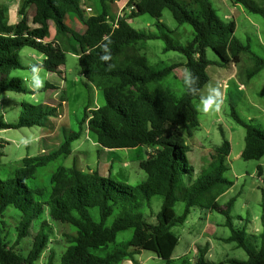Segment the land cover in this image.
Masks as SVG:
<instances>
[{
	"label": "trees",
	"instance_id": "obj_1",
	"mask_svg": "<svg viewBox=\"0 0 264 264\" xmlns=\"http://www.w3.org/2000/svg\"><path fill=\"white\" fill-rule=\"evenodd\" d=\"M87 1L94 11L88 17L81 0H24L18 12L20 20L14 25L9 23L8 9L0 5V98L6 93L34 94L20 79L10 78L13 71L25 68L19 61V52L24 48H33L45 56L43 63L33 65L32 69L42 68L61 76L66 55H77L83 76L102 91L105 100L104 106L85 109L81 128L86 124L90 135L103 149L152 148L153 152L140 162L147 180L137 186L124 185L102 176L98 170L85 172L77 166H61L52 175L50 194L43 201L45 189L29 187L27 181L34 179L40 168L70 156L72 145L81 138L82 131L70 134L52 152L26 156L10 177L0 178V217L9 207L21 213L14 246L5 242L0 230V264H36L39 261L49 243L44 227L41 226L35 235L27 255H22L16 247L30 235V229L43 214L45 206L52 220L70 224L77 232L70 238L61 264H120L124 260L136 264V256L142 250L170 263L180 241L172 229L184 225L196 207L224 215L225 226L231 231L224 241L236 243L238 248L246 251L248 259L210 262L205 246L198 249L194 261L187 260L184 264H264V221L260 248L252 250L245 243L244 232L235 228L232 222L235 198L224 207L218 203V198L233 186L225 177L230 170L231 143L225 139L201 173L184 183L185 176L193 174L188 141L200 128L194 101L203 98L200 92L210 81L209 67L238 65L243 54L250 52L249 46L235 37L236 23L220 19L210 0H187L185 4L179 0H129L126 7L133 9L123 16L111 13L115 0ZM230 2L264 17V6L254 0ZM29 8L33 9L32 15L27 12ZM165 10L172 13L178 24L193 27L195 37L186 46L171 42L163 34L138 31L129 22L138 16L149 15L158 21V27H162L160 20ZM52 25L56 35L52 41H46L51 36ZM37 39L43 42L39 43ZM159 39L166 42L165 52L178 51L184 55L188 79L189 74L196 78L191 89L188 86L181 97L160 84L182 64L156 68L141 54L145 43ZM208 49L216 53L219 62L207 58ZM105 55L110 59L103 60ZM252 58L253 68L245 72L248 81L264 68L262 58ZM49 88L55 89L47 85L45 90ZM55 112L56 108L23 104L14 124L0 115V130L40 127ZM232 117L246 129L241 158L261 160L264 157V130L243 121L235 109ZM2 148L0 145V150ZM259 173H262L261 168ZM153 197H161L163 203L155 222L150 223L135 210L150 208ZM178 201L184 204L181 216L175 212ZM116 208L120 212L113 224L107 226ZM90 209L98 210L99 222L93 219ZM129 229H133L134 234L124 248L105 256L93 253V250H107L116 242L119 233ZM53 260L51 255L48 264H53Z\"/></svg>",
	"mask_w": 264,
	"mask_h": 264
},
{
	"label": "rangeland",
	"instance_id": "obj_2",
	"mask_svg": "<svg viewBox=\"0 0 264 264\" xmlns=\"http://www.w3.org/2000/svg\"><path fill=\"white\" fill-rule=\"evenodd\" d=\"M81 1L83 8L89 7L90 4L87 0ZM123 1L118 0L120 10H118L116 3L111 5V13L113 15L118 12V16H123L132 11L126 5L123 6ZM179 1L182 4L187 2V0ZM254 1L259 6H264V0ZM23 2L24 0H0V5L7 9L8 5H11L12 8L9 15L12 20H15ZM210 2L220 19L236 23L235 37L244 45L249 46L250 52L243 54L242 62L238 65L231 64L222 68L217 65H211L212 67L209 68L208 73H210L211 79L202 89L200 95L205 98L211 95L214 100H218L220 108L215 110V105L213 104V107L205 112L202 100L194 101V105L199 112L200 128L189 139L188 144L192 149V153H190L191 166L196 170V175L188 174L185 176L184 183L187 184L188 178L196 177L201 173L202 168L210 163L211 156L215 153V150L227 139L231 143L232 150L228 159L230 170L225 173V177L233 183V186L218 198V203L224 207L230 199L235 198V203L231 210L233 225L244 232L245 243L252 250L257 251L260 248L259 237L263 231L262 222L264 221V157L261 160L251 161H245L241 158L245 147L246 129L234 120L232 110L235 109L236 114L243 121L264 130V68L250 81L246 79L245 74L246 71L253 68V56H258L264 60V17L248 12L242 5L234 7L231 2L226 3L223 0H210ZM14 6L16 7L15 9ZM27 12L32 15L33 9L29 8ZM91 13L93 14L94 11ZM86 16H90L89 13L86 12ZM130 24L138 31L163 34L171 42L182 46H186L195 37L193 27L189 24H178L169 10L163 12L160 20L162 27H158V21L149 15L138 16L132 19ZM52 28L55 31L53 25ZM165 47V40H151L142 46L141 54L147 57L150 66L156 68L185 59L184 55L178 51L165 52ZM33 55L37 57L43 56L33 48L26 47L19 52V61L23 66L33 65L36 62L32 59ZM207 58L212 62L220 61L219 57L211 49L207 50ZM31 72L27 68L16 70L11 73L10 78L20 79L24 87L28 88L30 83L27 80L31 78ZM184 72L186 71L184 70ZM242 72L243 74L241 75ZM50 75V72L41 69L37 77L43 81V86L47 82L56 85L61 82L60 76L57 75V81L54 83V75L52 77ZM63 75L66 76V80L63 81L65 82L64 97L67 100V106L62 111L56 108V112L44 120L42 127L10 129L2 131V134L0 133V144L3 146L0 150L2 152V155H0V178L6 179L10 177L12 171L21 166L22 159L26 156L33 157L52 152L70 134L84 130L86 124L81 128L80 122L84 117L86 105L96 106L99 104V106H104L105 100L101 90L95 89V91H98V95L95 97L93 92L85 86L88 81L83 76L77 55L72 53L66 55ZM179 76H181V73H179ZM182 79L179 78L177 80L170 75L161 82L160 86L170 90L177 97H181L188 87L186 83L188 80L182 82ZM212 89L219 91V97L215 96ZM6 95L11 97L13 100L12 106L14 107L17 101L40 105L44 102L46 93L39 90L36 93L37 98H33L32 94L9 93ZM59 97L60 95L58 94L57 97L51 96V99L55 100L56 106L61 107L57 103L60 102ZM44 106L49 108L48 104H44ZM15 110L18 118L19 109L15 108ZM7 114L9 115V122L14 123L15 113L9 111ZM41 133L43 135L46 133V138H43ZM1 136L7 140H1ZM88 136L84 132L82 138L73 144L77 151L74 154L75 156L57 159L49 165L40 168L35 178L27 181L29 187L45 189L43 201H46L50 194L52 175L61 166H77L85 172H89L91 170L90 167L95 169L96 164L99 170L102 166L101 163H110V165H113V169L111 168L112 175L106 177H111V179L119 183L137 186L147 180L146 173L140 168V162L153 152L152 148L141 146L132 149H103L97 146L91 136ZM40 144L41 148L44 147L47 152L40 150ZM259 168L262 169L261 174L259 173ZM162 203L161 197H153L150 208L144 207L140 210H135V213L142 214L148 222L154 223L155 216L161 210ZM90 212L93 219L99 222L98 210L90 209ZM119 212V209L116 208L113 215L108 219L107 226L113 224ZM175 212L177 216L183 214L184 204L182 201L177 202ZM20 220L21 213L14 207H9L3 216L0 217L2 237L9 246H14L15 244L17 226ZM225 221V216L217 211L196 207L192 209L184 225L176 226L172 229L180 241L170 263L146 250H142L136 258L142 264H184L187 260H195V255L190 253L186 255L188 249L194 245L197 247V254L199 248L207 246L210 262L218 263L232 258L242 261L247 260L248 255L244 249L238 248L234 242L226 243L224 241L231 235L230 229L225 226ZM41 226L45 228L49 236V243L36 264H48L51 255L54 259L53 264H61V257L69 246L70 238L76 235L77 232L70 224L52 220L48 215L46 206L43 214L30 229V235L16 247V250L22 255H27L32 248L33 239ZM205 226L207 233H203ZM133 234V229L121 232L116 242L111 244L107 250H93V253L105 256L112 251L122 249L132 239Z\"/></svg>",
	"mask_w": 264,
	"mask_h": 264
},
{
	"label": "crops",
	"instance_id": "obj_3",
	"mask_svg": "<svg viewBox=\"0 0 264 264\" xmlns=\"http://www.w3.org/2000/svg\"><path fill=\"white\" fill-rule=\"evenodd\" d=\"M129 0H124L123 1V6L124 5H127V2H128ZM224 2H230V0H223ZM114 3H116L117 4V6H118V10H120V7H119V2H118V0H115V2ZM234 7H237L238 5H235V4H233V3H231ZM11 5H8V9H9V12H8V14H10V11H11ZM16 7L14 6V9H15ZM88 8H91L92 9V11H93V8H92V5H89V7ZM18 14V13H17ZM115 15H117L118 16V12H116V14ZM32 18V17H31ZM19 20H20V18H19V16H17L16 17V19L15 20H12L11 18H10V15H9V23L10 24H12V25H14V24H17L18 22H19ZM132 20V19H131ZM131 20L129 21V22H131ZM32 26V25H31ZM55 35H56V32L53 30V28L51 27V36H50V38L49 39H47L46 41H52L53 40V38L55 37ZM141 51H142V48H141ZM146 57V56H145ZM147 58V57H146ZM32 59L33 60H35L36 62H34V64L33 65H35V64H41V63H43V61H44V59H45V56L43 55V56H41V57H37V56H32ZM185 62H186V59H184V60H181L180 62H175V63H181L182 65L180 66V67H178L177 69H175L173 72H172V74H171V76L172 77H174V78H176L177 80H179V78L180 79H182L181 81L182 82H185L186 80H188V72H187V68L184 66V64H185ZM174 64V63H173ZM33 65H24V67L25 68H27V69H29L30 71H32V66ZM166 65H171V64H166ZM212 66H210L209 68H211ZM63 68H64V66H62L61 67V71H63ZM219 68H222V67H219ZM42 68H39V69H36V72H31V78H29L28 80H27V82L28 83H30L29 84V86H28V89H30L31 91H33V93L34 94H32V96H33V98H37V96H36V93L40 90V91H44L45 93H46V96H45V98H44V102L42 103V104H40V105H42V106H44V104H48V106L50 107V108H59V110H63V108H65L66 106H67V100H66V98L64 97V92H65V90H64V88H65V82L63 81V80H66V76H61V75H58V74H56V73H50L51 75H50V77H52V75H54L53 76V79H54V83H56V81H57V75L58 76H60V79H61V82L58 84V85H56V84H53V83H50V82H47L44 86H42L41 88H39V89H36L35 87H34V81H35V79L36 78H38L37 76H38V73L40 72V70H41ZM184 70L186 71V72H184ZM179 73H181V76H179ZM184 74H185V76H184ZM209 76H210V73H209ZM27 79V78H26ZM210 79H211V76H210ZM47 85H50V86H52V87H55V89H53V88H49V89H46L45 90V87H47ZM86 87H87V89L88 90H90V91H92L93 92V94H94V96L95 97H97V95H98V91H95V89H96V87L92 84V83H90V82H87L86 83V85H85ZM97 90V89H96ZM102 92V91H101ZM6 94H9V93H6ZM6 94H4V95H6ZM58 94L60 95V102H57V103H59V105L61 106V107H58V106H56V103H55V100L54 99H51V96H54V97H57L58 96ZM2 96L1 98H0V115L1 116H3L4 117V119H5V121H7L8 123H10L9 122V115L7 114L9 111H13L14 113H15V117L13 118V120L15 121L14 123H16L17 121H18V119H19V117L17 118V116H16V110H15V108H18L19 109V113H21V111H22V106H23V104H28V103H26V101L25 102H16V106L14 105V107L12 106V103H13V100L11 99V97H9L8 95H6V96ZM201 97H203V96H201ZM203 98H205V97H203ZM46 102V103H45ZM29 105H32V104H29ZM35 106H38V105H35ZM92 106V105H91ZM89 106V105H86V108H88L89 110H92V109H97V108H99V107H101V105L99 106V104L98 105H96V106ZM19 116H20V114H19ZM14 123H12V124H14ZM85 126V125H84ZM83 126V127H84ZM40 127H42V126H40ZM2 131H4V130H0V133L2 132ZM85 132V134H87V136L89 135V136H91L90 135V133H89V131H88V129H87V126H85L84 127V130H82V136H83V133ZM2 134V133H1ZM42 134V133H41ZM46 133H44V135H43V138H46V135H45ZM48 135V134H47ZM49 136V135H48ZM82 136H81V138H82ZM88 136V137H89ZM42 137V136H41ZM40 137V138H41ZM92 137V136H91ZM80 138V139H81ZM93 138V137H92ZM2 139H5V140H7L6 138H3L2 136H1V140ZM79 139V140H80ZM78 140V141H79ZM75 143V142H74ZM73 143V144H74ZM96 143V142H95ZM97 144V143H96ZM1 145V144H0ZM98 146V145H97ZM40 150L42 151V152H47V150L44 148V147H42L41 148V144H40ZM77 151H76V149H75V147H73V145H72V154L70 155V156H68V157H72V156H75L74 154L76 153ZM190 153H192V149H191V152ZM190 153H189V161H190V163H191V158H190ZM77 156H78V154H76ZM80 157V156H79ZM228 159H229V157H228ZM98 163V162H97ZM229 164V163H228ZM101 167L99 168V170L97 169V164H96V167H95V169H94V167H90V171L89 172H92V171H95V170H98L99 171V173L102 175V176H104V177H106V176H108V175H112V172H111V168L113 169V165H110V163H107V164H104V163H101ZM191 165H192V163H191ZM204 167H206V166H204ZM203 167V168H204ZM79 168V167H78ZM202 168V169H203ZM80 170H82V171H84L83 169H81V168H79ZM109 169H110V171H109ZM193 174L194 175H196V170L195 169H193ZM195 177V176H194ZM203 233H207V229H206V226H205V229H204V231H203ZM193 254V255H195V256H197V247L196 246H192L191 248H189L188 249V251H187V253H186V255L187 254ZM208 255H209V253H208ZM208 255H207V258H208ZM194 259H195V257H194ZM136 260L138 261V263H136V264H142L137 258H136ZM209 260V259H208ZM120 264H135V263H133L132 261H130V260H124L123 262H121Z\"/></svg>",
	"mask_w": 264,
	"mask_h": 264
},
{
	"label": "clouds",
	"instance_id": "obj_4",
	"mask_svg": "<svg viewBox=\"0 0 264 264\" xmlns=\"http://www.w3.org/2000/svg\"><path fill=\"white\" fill-rule=\"evenodd\" d=\"M103 60L107 61L110 59V56L108 55H105L102 57ZM33 72H36V69L33 68L32 69ZM195 77H193L191 74H189V79L188 81L186 82L189 86V88L191 89V84L195 82ZM43 86V81L36 78L35 81H34V87L36 89H39ZM212 91L215 93V96L216 97H219L220 93L217 89H212ZM202 103H203V110L205 112H207L209 110V108L213 107V104L215 105V110H219L220 108V103L218 102V100H214L213 97L210 95L207 99H203L202 98Z\"/></svg>",
	"mask_w": 264,
	"mask_h": 264
},
{
	"label": "built area",
	"instance_id": "obj_5",
	"mask_svg": "<svg viewBox=\"0 0 264 264\" xmlns=\"http://www.w3.org/2000/svg\"><path fill=\"white\" fill-rule=\"evenodd\" d=\"M84 9L86 10L87 13H89L90 16L92 15L91 12H93V11H92L91 8L86 7V8H84ZM132 9H133V8H131V10H132ZM36 41L39 42V43L43 42L41 39H37Z\"/></svg>",
	"mask_w": 264,
	"mask_h": 264
}]
</instances>
